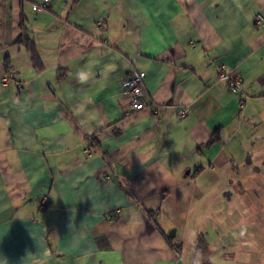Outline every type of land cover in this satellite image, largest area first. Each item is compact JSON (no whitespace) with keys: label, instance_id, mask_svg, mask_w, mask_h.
Masks as SVG:
<instances>
[{"label":"crops","instance_id":"crops-1","mask_svg":"<svg viewBox=\"0 0 264 264\" xmlns=\"http://www.w3.org/2000/svg\"><path fill=\"white\" fill-rule=\"evenodd\" d=\"M42 1L0 0V264H264V0Z\"/></svg>","mask_w":264,"mask_h":264},{"label":"built area","instance_id":"built-area-1","mask_svg":"<svg viewBox=\"0 0 264 264\" xmlns=\"http://www.w3.org/2000/svg\"><path fill=\"white\" fill-rule=\"evenodd\" d=\"M50 2L51 0H43L40 4L34 6V11L36 13H40L46 10L49 7ZM263 22L264 18L262 16H259L256 19L255 23L257 26H261ZM15 74V71H9V73L2 78V84L7 85L14 78ZM145 78L146 74L144 72H134L124 82V93L130 100L133 112H139L146 108L145 103L143 101ZM219 79L221 81H224L228 85V88L234 95L240 94L243 82V78L240 74L232 71L220 70ZM186 115L187 111H181V118H184ZM88 152H90V149H88ZM43 205H45L44 201Z\"/></svg>","mask_w":264,"mask_h":264},{"label":"rangeland","instance_id":"rangeland-1","mask_svg":"<svg viewBox=\"0 0 264 264\" xmlns=\"http://www.w3.org/2000/svg\"><path fill=\"white\" fill-rule=\"evenodd\" d=\"M252 193H248L251 194V196L253 197L254 194L255 196H257V200H258V207H256L258 209V218H259V225H258V232H260L261 234V231L264 232V187L259 184L257 187L255 186L252 190ZM244 226V224H243ZM242 231H245L241 228Z\"/></svg>","mask_w":264,"mask_h":264},{"label":"clouds","instance_id":"clouds-1","mask_svg":"<svg viewBox=\"0 0 264 264\" xmlns=\"http://www.w3.org/2000/svg\"><path fill=\"white\" fill-rule=\"evenodd\" d=\"M92 75V71L87 68H82L76 73V77L80 83H86L92 77ZM79 111L83 112L84 109L81 108Z\"/></svg>","mask_w":264,"mask_h":264},{"label":"trees","instance_id":"trees-1","mask_svg":"<svg viewBox=\"0 0 264 264\" xmlns=\"http://www.w3.org/2000/svg\"><path fill=\"white\" fill-rule=\"evenodd\" d=\"M20 42H21V40H20ZM28 48L32 52L34 60H37L38 59V55L36 54V51H35L34 47L31 44H29ZM203 248H204V241H203V239H200L198 241V250H203Z\"/></svg>","mask_w":264,"mask_h":264}]
</instances>
